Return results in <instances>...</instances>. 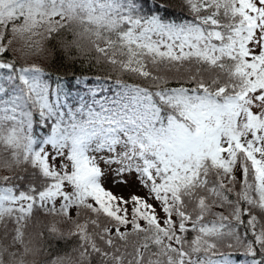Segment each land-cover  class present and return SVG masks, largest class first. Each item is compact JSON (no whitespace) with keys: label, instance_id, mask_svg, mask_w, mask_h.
<instances>
[{"label":"snow or ice","instance_id":"snow-or-ice-1","mask_svg":"<svg viewBox=\"0 0 264 264\" xmlns=\"http://www.w3.org/2000/svg\"><path fill=\"white\" fill-rule=\"evenodd\" d=\"M179 10L0 0V264H264V0Z\"/></svg>","mask_w":264,"mask_h":264},{"label":"trees","instance_id":"trees-1","mask_svg":"<svg viewBox=\"0 0 264 264\" xmlns=\"http://www.w3.org/2000/svg\"><path fill=\"white\" fill-rule=\"evenodd\" d=\"M155 3H164L169 7L170 12L173 14L179 15V0H155ZM36 63L40 64L42 68L49 74L50 84L53 88L56 87L57 78L59 77L62 81L61 86H66L67 88L73 91L75 94L78 89L76 88V81L74 77H78L81 80L84 78H88L92 81V86L96 87L102 84L105 88H113L115 89L116 85L114 83L116 76L112 75L111 79H105L107 73L104 71H98L97 69L87 70L86 68H81L79 65L76 66H68L61 63H51L47 64L42 61H36ZM97 77L100 78L97 81ZM128 83H142L139 80H133L127 76L123 77ZM81 94H83L81 92ZM3 173H0L2 175ZM237 259H242V257H237Z\"/></svg>","mask_w":264,"mask_h":264},{"label":"rangeland","instance_id":"rangeland-1","mask_svg":"<svg viewBox=\"0 0 264 264\" xmlns=\"http://www.w3.org/2000/svg\"><path fill=\"white\" fill-rule=\"evenodd\" d=\"M128 179L130 181L129 187H124V186L116 187L113 185L111 177H107L105 179V186L112 188V190L114 192H116L117 194L128 195V193L131 191H136V192L142 194V192H140V189L138 188V186H136L134 183V177H128Z\"/></svg>","mask_w":264,"mask_h":264}]
</instances>
